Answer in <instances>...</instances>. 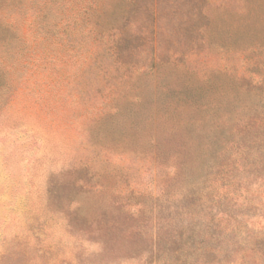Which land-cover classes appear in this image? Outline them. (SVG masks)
Segmentation results:
<instances>
[{"label": "rangeland", "instance_id": "1", "mask_svg": "<svg viewBox=\"0 0 264 264\" xmlns=\"http://www.w3.org/2000/svg\"><path fill=\"white\" fill-rule=\"evenodd\" d=\"M0 264H264V0H0Z\"/></svg>", "mask_w": 264, "mask_h": 264}]
</instances>
